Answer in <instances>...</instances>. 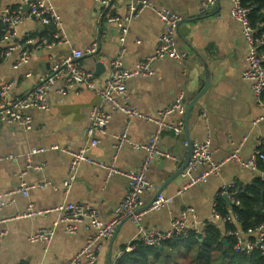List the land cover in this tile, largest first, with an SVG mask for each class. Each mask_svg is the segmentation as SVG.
Wrapping results in <instances>:
<instances>
[{
	"label": "crops",
	"instance_id": "obj_1",
	"mask_svg": "<svg viewBox=\"0 0 264 264\" xmlns=\"http://www.w3.org/2000/svg\"><path fill=\"white\" fill-rule=\"evenodd\" d=\"M147 1L150 6L137 11L128 20L127 34L120 46L117 28L107 22L105 16L111 14L121 20L126 18L128 0H112L107 6L94 0H49L59 17V26L51 32L41 30V25L30 19L16 24L12 30V41L5 39L1 45L11 50L0 59V85L10 83L8 98L23 96L61 56L72 49L84 51L95 45L98 50L95 56L84 54L78 61L81 67L94 73V85L103 87L112 61L122 67H131L153 53L165 26L152 7H166L181 15L175 42L184 53L182 60H155L151 75L126 81V94L129 105L144 114L156 116L178 96L186 109L207 79V89L190 108L187 132L184 130V113L182 117L178 113L167 115L166 121L171 124L182 119L183 130L179 134L171 129L161 132L159 146L173 158L158 159L148 165L145 176L153 189L140 196L139 205V209L144 207L161 189V194L172 197V201L159 210H145L141 219L144 227L167 230L171 220L190 207L197 216L199 228H202L210 216L212 205L216 202L218 206L217 197H221L219 192L224 185L232 182L247 185L254 177L264 179V172L259 169L250 171L226 162L218 175L197 182L176 195V190L189 176L183 178L179 174L166 181L187 154L188 146L184 145V140L207 139L212 158L217 162L223 161L241 143L240 155L246 159L255 149V143L264 139V111L252 94L250 82L241 76L247 65V44L239 24L229 15V0H217L215 7L206 12H201V0ZM4 10L25 13L27 5L22 0H0V13ZM28 39H33V44L28 43ZM43 39L52 44L38 46L37 43ZM121 47L123 52L119 55ZM25 51L30 52L29 59L16 65ZM96 60L103 63V70L98 73ZM59 85L60 82L47 94V110L27 111L32 118L29 129L16 123L0 124V193L14 189L20 183L42 184L29 189L27 196L16 193L11 202L0 198V219H3L0 221V264H68L91 232L88 221L75 223V232L69 233L64 230L69 222L62 220L63 211L33 218L12 217L24 210L28 203L42 209L74 202L92 205L101 220H108L126 192L128 181L125 173L138 170L143 163L145 151L142 146L154 129L151 122L129 118L120 110H110L91 89L72 87L60 93L55 91ZM93 107L111 115L104 133L95 134L98 143L90 148L93 159L110 163L115 136L124 129L131 144L123 147L114 161L119 173L107 176L103 169L83 163L66 187L63 182L68 178L69 155L62 148L74 151L89 144L88 113ZM52 145L58 149H50ZM38 148L45 150L32 153ZM33 165H42V168L35 169ZM221 200L226 209H230ZM191 220V212H188L187 222ZM232 223L241 231L236 222ZM51 227L53 231L48 240H27L29 234ZM217 227L224 231L223 223L219 222ZM136 231L137 227L130 220H123L116 235L102 241L93 264H116L121 247H128L135 241Z\"/></svg>",
	"mask_w": 264,
	"mask_h": 264
},
{
	"label": "built area",
	"instance_id": "obj_2",
	"mask_svg": "<svg viewBox=\"0 0 264 264\" xmlns=\"http://www.w3.org/2000/svg\"><path fill=\"white\" fill-rule=\"evenodd\" d=\"M95 2L107 6L112 0H94ZM230 8L229 15L236 21L241 29L242 36L247 44L246 52V67L242 71V78L250 82L252 94L256 101L261 104L264 111V31L257 33L252 26L249 15L252 7L243 5V0H229ZM27 5L25 13L21 11L4 10L0 13V59L9 54L11 48L2 47L4 40L12 41L13 27L23 19L33 20L40 25L52 24L55 29L59 26V17L54 10L49 0H22ZM217 0H201V12H206L215 7ZM150 6L147 0H128V16L121 20L116 15L107 14L105 20L113 23L117 28V41L120 46L125 40L127 34V22L142 8ZM155 15L162 21L165 26L164 32L159 36L157 45L153 53L145 59L137 61L131 67H122L118 62L112 61V68L103 87L94 85V73L80 66L78 59L84 54H91L96 51L95 45H91L84 51L72 49L68 54L60 57L50 68V71L40 76L35 85L25 95L8 98L7 90L10 83L0 85V124L16 123L29 129L31 127L32 118L27 112L30 109L47 110L48 109V92L58 83L60 85L55 91L64 93L66 88L86 87L94 91L101 101L108 106L110 110H120L129 118H138L151 122L154 125L153 132L150 134L147 142L142 146L145 151L143 163L136 171L125 173L128 181L127 189L119 201L113 208V215L108 220H101L94 207L88 203L66 202L46 208H35L32 203H28L24 210L15 214L12 218H33L45 216L48 213L55 211H63L65 215L62 220L69 222L65 226V231L69 233L75 232V223L88 221L91 227L90 234L86 237L84 245L72 255L68 264H93L96 261L97 253L101 249L102 241L112 237L116 228L123 220H130L136 227L135 240L142 242L147 246L159 247L165 241L171 240L174 237L186 238L189 232H196L202 236L203 227L199 228L197 216L194 210L190 207L182 210L178 217L173 218L167 230L160 231L151 227H144L141 219L146 211L159 210L165 207L172 201V197L163 196L161 193L156 196L154 201L146 209L139 211L140 196L145 191L153 189V185L147 180L145 171L148 165L158 159L173 158V155L163 150L159 146V138L161 132L165 129H171L174 133L179 134L183 130V120L179 119L176 123L171 124L166 121L167 115L178 113L181 117L184 113L185 106L182 104L181 97L178 96L169 106L161 109L156 116H151L136 110L128 104L126 94V81L130 78L148 76L153 73L152 63L157 59L169 58L175 61H181L184 53L180 52L175 42V32L179 23L182 20L181 15L173 12L166 7H152ZM57 37V35H55ZM28 43L33 44V39H28ZM52 42L40 40L37 45L50 46ZM123 52L122 47L119 50V55ZM30 52H23L16 65L27 62ZM110 113L104 112L96 107L89 110V124L87 134L90 137L89 144L82 146L77 150L68 151V178L63 182L64 186H68L70 180L74 177L75 171L83 163L93 165L103 169L107 176L113 173H119L114 166V161L118 152L130 145L131 142L127 135V130L124 129L120 134L115 136L113 143V154L110 163L96 161L90 156V148L97 145L98 138L96 133H104L105 127L110 120ZM184 145L188 146L189 141L184 140ZM241 143H238L223 159L217 162L212 158V152L207 139L202 141H191V154L187 166L180 172L183 178H189L176 190V195L185 192L190 186L197 182L205 181L210 176L219 174L223 163L232 162L236 165L246 168L250 171L259 169L258 163L264 162V139H260L255 143V149L246 158L243 159L240 155ZM50 149H58L52 145ZM44 148H38L32 153L44 151ZM201 167V170L198 169ZM32 168L40 169L42 165H33ZM198 171V172H197ZM195 172V173H194ZM194 173V174H192ZM42 184H25L20 183L18 187L0 193V198H7L10 202L16 193H21L23 196L28 195L29 189ZM239 186L232 182L224 185L220 190V194H226L230 203L238 204L233 195ZM219 196V195H218ZM188 212H191L192 220L187 222ZM11 218V217H10ZM3 219H0V221ZM236 215L232 212L225 216H221L216 207V202L212 205L211 213L205 224L217 226L219 222H236ZM56 222L54 223V225ZM53 228L40 229L37 232L29 234L27 240L35 242L39 240H48L52 235ZM234 240L233 250L241 254H250L254 250H258L264 258V222L254 228H248L245 232L236 230L228 231ZM123 251H120L118 256ZM21 264V263H19Z\"/></svg>",
	"mask_w": 264,
	"mask_h": 264
},
{
	"label": "trees",
	"instance_id": "obj_3",
	"mask_svg": "<svg viewBox=\"0 0 264 264\" xmlns=\"http://www.w3.org/2000/svg\"><path fill=\"white\" fill-rule=\"evenodd\" d=\"M243 5L252 7L249 19L257 33L264 31L258 29L264 26V0H243ZM258 167L264 172V162H259ZM237 185L233 197L238 204L231 203L227 210L219 195L216 207L221 216L229 212L236 215V223L245 232L264 222V179L254 177L250 184ZM260 204H263L261 210L258 209ZM223 226L224 231H221L217 226L205 224L202 236L192 231L186 238L174 237L159 247L135 240L128 247H121L123 253L117 257L116 264H264L258 250L250 254L235 252L232 248L234 240L226 233L236 227L229 222Z\"/></svg>",
	"mask_w": 264,
	"mask_h": 264
},
{
	"label": "water",
	"instance_id": "obj_4",
	"mask_svg": "<svg viewBox=\"0 0 264 264\" xmlns=\"http://www.w3.org/2000/svg\"><path fill=\"white\" fill-rule=\"evenodd\" d=\"M40 29L41 30L47 29V30H49L51 32L55 31V27L52 24L41 25ZM258 29L263 30L264 26H259ZM97 53H98V50L94 51L91 55L95 56ZM95 70H96V73H98L100 70H103V63L101 61H99V60L95 61ZM207 86H208V81L206 79L205 82H204L203 87L200 89V91L197 93V95L193 98V100L188 104V106L185 109V112H184V130H185V132H187V130H186L187 118H188V115H189L190 108H191L192 104L205 92V90L207 89ZM190 154H191V142L189 141L187 154H186L183 162L181 163L180 167L167 179L166 182H169V181L173 180L174 178H176L177 176H179L180 172L187 166ZM160 193H161V189H158L155 192V194L152 197V199L144 207H141L139 209V211L146 210L150 206V204L154 201L156 196L159 195ZM221 198L225 201V203L228 206H230V200L228 199L226 194H222ZM262 207H263V204H260L258 209L261 210ZM120 226H121V224L116 228V231L114 232L112 237H114L116 235V233H117L118 229L120 228ZM198 236L200 237V234H198ZM223 242L226 243L225 240ZM108 259H110V256L108 257Z\"/></svg>",
	"mask_w": 264,
	"mask_h": 264
},
{
	"label": "rangeland",
	"instance_id": "obj_5",
	"mask_svg": "<svg viewBox=\"0 0 264 264\" xmlns=\"http://www.w3.org/2000/svg\"><path fill=\"white\" fill-rule=\"evenodd\" d=\"M120 264H124V262L123 263H120Z\"/></svg>",
	"mask_w": 264,
	"mask_h": 264
}]
</instances>
